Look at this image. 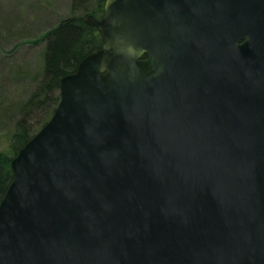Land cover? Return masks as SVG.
Returning a JSON list of instances; mask_svg holds the SVG:
<instances>
[{
    "label": "water",
    "instance_id": "obj_1",
    "mask_svg": "<svg viewBox=\"0 0 264 264\" xmlns=\"http://www.w3.org/2000/svg\"><path fill=\"white\" fill-rule=\"evenodd\" d=\"M76 17L102 46L11 159L0 264H264V0Z\"/></svg>",
    "mask_w": 264,
    "mask_h": 264
},
{
    "label": "rangeland",
    "instance_id": "obj_2",
    "mask_svg": "<svg viewBox=\"0 0 264 264\" xmlns=\"http://www.w3.org/2000/svg\"><path fill=\"white\" fill-rule=\"evenodd\" d=\"M97 1L0 0V154L14 156L11 139L18 118H28L27 124L36 129L53 106L39 90L44 80L45 35L67 18L93 11L101 16L104 8L103 12L95 8ZM33 96L36 104L30 103Z\"/></svg>",
    "mask_w": 264,
    "mask_h": 264
},
{
    "label": "trees",
    "instance_id": "obj_3",
    "mask_svg": "<svg viewBox=\"0 0 264 264\" xmlns=\"http://www.w3.org/2000/svg\"><path fill=\"white\" fill-rule=\"evenodd\" d=\"M104 8L103 0H98L96 7ZM98 16V14L93 13ZM45 67L42 87L39 88L48 100L47 105L53 106L36 129L28 125V118L21 117L15 122L12 133L11 147L14 156L19 149L50 119L60 100L61 78L77 69L81 60L94 48L102 46V35L94 26L87 25L76 16L63 20L46 35ZM33 96L30 103L36 104ZM43 101L41 102V104ZM11 155L0 154V200L3 197L11 179Z\"/></svg>",
    "mask_w": 264,
    "mask_h": 264
},
{
    "label": "flooded vegetation",
    "instance_id": "obj_4",
    "mask_svg": "<svg viewBox=\"0 0 264 264\" xmlns=\"http://www.w3.org/2000/svg\"><path fill=\"white\" fill-rule=\"evenodd\" d=\"M96 16V15H95ZM103 16V14L101 15V16H96L97 18H100V17H102Z\"/></svg>",
    "mask_w": 264,
    "mask_h": 264
}]
</instances>
